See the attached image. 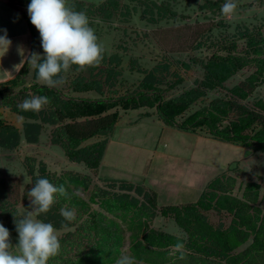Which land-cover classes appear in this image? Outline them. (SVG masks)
<instances>
[{"label":"trees","instance_id":"obj_1","mask_svg":"<svg viewBox=\"0 0 264 264\" xmlns=\"http://www.w3.org/2000/svg\"><path fill=\"white\" fill-rule=\"evenodd\" d=\"M16 1L19 4L31 2ZM220 3L221 0H204L200 7L216 12ZM69 4L76 11H83L87 16L97 14L106 21L119 14L124 15L123 9L130 12L128 6L123 7L122 0H101L90 4L84 0H71ZM172 6L167 0H150L147 11L160 19H176L178 12ZM206 31H195L191 48L204 45ZM239 35L245 38L240 49L235 41H228L223 44L224 51L221 53L214 52L204 58L190 56L188 61L175 59L173 62L184 69L190 68L191 63H198L203 73L196 80V85L170 98H166L159 87L171 74L168 62L144 71L145 81L139 88L123 95H105L106 85L102 79L113 71L110 67L99 70L97 78L101 80L80 73L71 83L72 91L95 90L99 97L66 95L58 87L44 86L39 81L32 82L29 87L26 82L31 68L30 58L33 54H44L41 40H34L18 74L0 84V109L7 107L27 119L39 118L42 122L53 124L51 143L59 146L68 160L84 164L95 174L103 160L108 138L120 118L117 107L124 110L154 108L167 126L186 132L205 130L216 140L250 149L254 153H264V35L259 28L246 26L239 31ZM240 72L241 77L232 82L231 79ZM178 81L179 78H176L175 82ZM211 90H216V95L191 110V106ZM29 91L35 96L49 97L50 103L45 110L39 111L41 113L23 111L18 107V100L29 99ZM39 126L37 121L24 123L23 136L28 142L39 140ZM95 136H102V139L87 143ZM21 139L20 128L0 118V147L17 146ZM26 172L30 181L25 187L18 178L0 176V211L9 214V226L14 233H18L14 223L21 220L16 205L23 201L25 207H33L29 192L38 179L47 178L53 185H63L66 190V195L56 194V202L50 211L38 216L55 228L67 229L59 236L60 254L51 258L48 264H116L122 256L120 247L125 237L119 219L127 222L130 217L135 219L130 226L131 256L138 264H264V208L260 205L264 192L258 179L241 183L238 189H242V194L238 196L234 193L237 177L233 173H222L206 184L195 201L160 205L154 189L129 179H102L110 187H117V192L93 184L90 175L49 171L44 162L37 163L31 156L26 157ZM12 187L14 192L10 190ZM79 188L89 190V200L79 194ZM7 190L13 195L6 200ZM132 190L141 198L132 195ZM94 201L100 204V210L92 206ZM4 204L8 206L4 207ZM62 208L74 210L76 219L66 221L60 214ZM156 210L162 216L174 219L184 235L179 237L153 228L150 220ZM208 212L227 217L229 221L214 224L209 220ZM136 220H141V224H134ZM178 242L183 244V248L176 252L180 259L171 262L176 257L171 258L166 247ZM16 245L12 244L13 247Z\"/></svg>","mask_w":264,"mask_h":264},{"label":"rangeland","instance_id":"obj_2","mask_svg":"<svg viewBox=\"0 0 264 264\" xmlns=\"http://www.w3.org/2000/svg\"><path fill=\"white\" fill-rule=\"evenodd\" d=\"M70 1L68 0L69 3ZM84 1L90 4L91 2L98 3L101 0ZM167 1H170L173 4L172 8L178 12L176 19H160L150 15L147 11V4L150 0H122L123 7L128 6L130 12L127 13L124 11L126 9H123L124 15L119 14L109 21L103 20L97 14L88 16L90 26L104 45L103 60L99 65L87 67L84 71H77L76 66H72L68 72L61 73L65 83L57 87L66 95L99 97L100 94L95 90L74 92L70 89L71 83L74 77L80 73L85 77L101 80L102 78H97L99 70L110 67L113 71L105 74L102 79L106 85L105 95H123L139 88L145 81L146 72L144 71L150 70L157 64L168 62L171 74L161 82L159 87L162 88L163 95L170 98L196 85V80H199L203 73L202 67L198 63H191L190 68L184 69L173 62L175 59L188 61L190 56L204 58L214 52L221 53L224 51L223 44L228 41H235L240 49L244 46L245 38L240 37L239 31L244 30V26L250 29L259 28L264 35V0H237L238 7L230 18L224 17L221 13V6L225 0H221L220 8L215 9L216 12L201 8L200 5L204 3V0ZM26 3L22 2L21 6H25ZM27 5L29 4L27 3ZM156 18L158 20H155ZM221 19L223 23L220 22ZM201 29L208 30L204 45L191 48L195 31ZM40 56L43 58L44 54ZM116 58L120 59L116 60ZM35 72L36 69L32 68L27 76L26 84L29 87L32 82L38 81ZM240 77L241 72L231 81L235 82ZM176 78H179L178 82H175ZM29 92V99L35 96L31 91ZM216 93V90L207 92V95L199 98V101L191 106V110L207 103ZM25 99L24 97L18 100L20 101L18 104L20 105ZM45 107L42 110H45ZM117 108L120 118L108 138L102 165L97 174L86 168L84 164L68 160L62 149L51 143L53 124L42 122L39 118L30 120L7 107L1 108L0 112L4 115L5 120L20 128L22 139L17 146L0 147V176L5 179L18 178L22 187H25L30 181L26 172V157L31 156L36 159L37 163L44 162L49 171L58 174L64 171H73L90 175L93 184L117 192L119 189L104 183L102 179L105 178L101 176L117 173L121 178L132 180L135 183H144L146 180L147 183L154 184L151 186L158 194L160 205L196 200L199 192L205 189L206 184L213 177L222 173H233L237 177L238 182L234 193L238 196L242 194V189H238L239 185L249 179L260 180L261 191L264 192V153L252 151L247 153L243 147L213 139L205 130L190 133L168 127L157 116L154 108L140 107L127 110L121 107ZM34 121L40 123L38 127L40 137L37 142H28L23 136L24 123ZM100 139L102 136H95L87 143L97 142ZM166 149H174V151L167 154ZM156 150L159 153H156ZM182 154L186 157H181ZM235 161V167L230 169L229 165ZM191 175H194L195 178ZM166 180L168 184L171 182L172 185L173 183H181L180 185L183 183L184 187L179 188H183L182 190L174 188L177 191L174 194L175 190L168 191L170 187H166L164 182ZM8 190L6 200L13 195ZM10 190L14 192L13 187ZM78 192L84 199L89 200V190L79 188ZM130 193L141 198L133 190ZM91 203L94 208L101 209L97 201ZM260 205L264 208L263 199L260 201ZM6 206L8 204H4V207ZM16 207L21 219L23 214L33 210V207H25L23 201H20ZM36 218L45 222L39 217ZM208 218L214 224L228 223L229 221L227 217L215 212H208ZM132 220L135 219L130 217L127 222L119 219L125 235L120 247L121 255H131L130 226ZM9 222V214H2L0 211V224L8 229L10 242L16 245L18 244L16 242L18 233L12 231ZM134 224H141V220H136ZM150 225L172 235L179 237L184 235L183 230L174 219L162 216L158 210L152 216ZM14 227H16V223H14ZM56 229L59 236L67 230ZM166 249L171 258L176 257L171 262L179 261L180 255L176 253L179 249L175 245L170 244ZM157 251L159 250L157 249Z\"/></svg>","mask_w":264,"mask_h":264},{"label":"clouds","instance_id":"obj_3","mask_svg":"<svg viewBox=\"0 0 264 264\" xmlns=\"http://www.w3.org/2000/svg\"><path fill=\"white\" fill-rule=\"evenodd\" d=\"M238 7L237 0H225L221 6L224 17H232ZM31 24L41 38L43 59L39 54L30 58L31 66L37 69L38 81L48 87H57L65 83L61 73H66L72 66L77 71L95 67L103 60L105 48L99 41L95 30L90 26L87 14L76 11L68 0H31L27 8ZM5 34L0 36V48L6 51L11 41ZM50 103L47 96H32L25 99L18 107L23 111L39 112ZM59 193L66 195L63 185L55 186L47 178H40L30 190L33 210L23 214L16 222L18 244L10 243V233L0 224V264H48V261L60 254L61 244L57 229L36 217L50 211ZM66 221L76 219L75 211L67 208L60 210ZM175 247L183 248L178 242ZM116 264H138L131 255H122Z\"/></svg>","mask_w":264,"mask_h":264},{"label":"crops","instance_id":"obj_4","mask_svg":"<svg viewBox=\"0 0 264 264\" xmlns=\"http://www.w3.org/2000/svg\"><path fill=\"white\" fill-rule=\"evenodd\" d=\"M25 8H28L27 4L25 6H21V3L19 4L17 1L14 2V0L13 1L12 0H0V36L4 35L5 34L4 30H6L7 38L11 41V45L9 46L7 51L5 48H0V84L11 80L18 74L21 66L23 65V63L25 62V60L28 58L30 54L32 41L41 40L39 32L31 24L27 9ZM32 68L33 67L31 66L30 71ZM168 127H171V126H168ZM172 128H175V127H172ZM190 133H196V132H190ZM181 142H182V139H181ZM172 151H174V149L165 150L167 154H171L170 152ZM156 153H159V152L156 150ZM181 157H184L183 154ZM101 165H102V162H101ZM191 176L195 178L194 175H191ZM101 177L102 178H121V176L117 173L107 174ZM164 182L166 184V187H170V189H168L169 192H172L175 189L182 190L183 188L182 189H179V188L184 187L183 183L182 185H180L181 183H178V184L173 183L172 185L171 182L170 184H168L167 180ZM174 182H177V181H174ZM144 183L150 188L154 186L153 183L151 182L147 183L146 180H144ZM202 191L203 190H201L200 192ZM200 192L198 195L201 194ZM176 193L177 191L175 190L174 194ZM198 197L199 196H197V198Z\"/></svg>","mask_w":264,"mask_h":264},{"label":"water","instance_id":"obj_5","mask_svg":"<svg viewBox=\"0 0 264 264\" xmlns=\"http://www.w3.org/2000/svg\"><path fill=\"white\" fill-rule=\"evenodd\" d=\"M0 118H4V115L0 112ZM246 152L248 153V152H251V150L250 149H246ZM235 165H236V161L235 162H233L232 164H230L229 165V168H234L235 167Z\"/></svg>","mask_w":264,"mask_h":264}]
</instances>
